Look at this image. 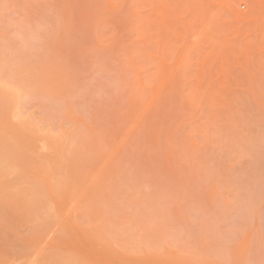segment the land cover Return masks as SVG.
<instances>
[{
  "label": "rangeland",
  "instance_id": "obj_1",
  "mask_svg": "<svg viewBox=\"0 0 264 264\" xmlns=\"http://www.w3.org/2000/svg\"><path fill=\"white\" fill-rule=\"evenodd\" d=\"M4 258L264 264V0H0Z\"/></svg>",
  "mask_w": 264,
  "mask_h": 264
},
{
  "label": "bare ground",
  "instance_id": "obj_2",
  "mask_svg": "<svg viewBox=\"0 0 264 264\" xmlns=\"http://www.w3.org/2000/svg\"><path fill=\"white\" fill-rule=\"evenodd\" d=\"M240 219V218H239ZM0 264H10V262H6V259L4 258L1 262H0ZM12 264V263H11Z\"/></svg>",
  "mask_w": 264,
  "mask_h": 264
}]
</instances>
